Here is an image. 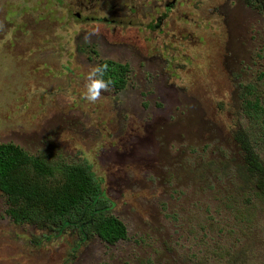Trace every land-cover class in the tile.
Segmentation results:
<instances>
[{"label": "rangeland", "instance_id": "obj_1", "mask_svg": "<svg viewBox=\"0 0 264 264\" xmlns=\"http://www.w3.org/2000/svg\"><path fill=\"white\" fill-rule=\"evenodd\" d=\"M104 59L125 81L93 104ZM243 99L264 108V0H0V143L91 163L127 230L42 239L0 190V264H264V125Z\"/></svg>", "mask_w": 264, "mask_h": 264}, {"label": "trees", "instance_id": "obj_2", "mask_svg": "<svg viewBox=\"0 0 264 264\" xmlns=\"http://www.w3.org/2000/svg\"><path fill=\"white\" fill-rule=\"evenodd\" d=\"M102 64L109 65L105 79L114 81L112 87L123 86L127 66L111 59L101 60L98 65ZM255 100L252 104L249 99H243L242 107L250 122L260 123V127L264 125V108ZM250 132L249 136H255ZM251 164L260 171L263 169L258 159L251 160ZM258 184L264 195V175ZM0 190L7 197L9 216L48 227L49 232L39 238L71 232L79 244L93 234L109 243L127 236L123 222L110 211L101 178L86 160L54 166L44 157L31 155L15 144L0 143Z\"/></svg>", "mask_w": 264, "mask_h": 264}, {"label": "clouds", "instance_id": "obj_3", "mask_svg": "<svg viewBox=\"0 0 264 264\" xmlns=\"http://www.w3.org/2000/svg\"><path fill=\"white\" fill-rule=\"evenodd\" d=\"M98 34V29L95 33ZM109 72V65H97L90 69L87 75L86 93L84 98L90 103H96L102 94L110 91L114 86V81L111 78L105 79L106 74Z\"/></svg>", "mask_w": 264, "mask_h": 264}, {"label": "flooded vegetation", "instance_id": "obj_4", "mask_svg": "<svg viewBox=\"0 0 264 264\" xmlns=\"http://www.w3.org/2000/svg\"><path fill=\"white\" fill-rule=\"evenodd\" d=\"M80 16H81V14H80V13H78V12H77V13H75V17H77V18H78V17H80ZM86 18H87V17H86ZM89 18H90V17H89ZM92 18H93V17H92Z\"/></svg>", "mask_w": 264, "mask_h": 264}]
</instances>
